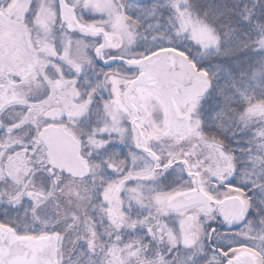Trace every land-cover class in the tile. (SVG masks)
<instances>
[{
    "label": "snow or ice",
    "instance_id": "obj_1",
    "mask_svg": "<svg viewBox=\"0 0 264 264\" xmlns=\"http://www.w3.org/2000/svg\"><path fill=\"white\" fill-rule=\"evenodd\" d=\"M0 264H264V0H0Z\"/></svg>",
    "mask_w": 264,
    "mask_h": 264
}]
</instances>
